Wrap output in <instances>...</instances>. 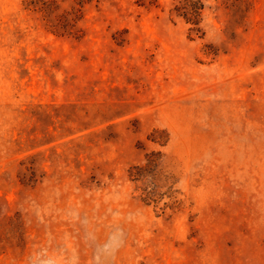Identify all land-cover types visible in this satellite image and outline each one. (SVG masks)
Returning a JSON list of instances; mask_svg holds the SVG:
<instances>
[{
	"label": "rangeland",
	"instance_id": "rangeland-1",
	"mask_svg": "<svg viewBox=\"0 0 264 264\" xmlns=\"http://www.w3.org/2000/svg\"><path fill=\"white\" fill-rule=\"evenodd\" d=\"M0 0V264H264V0Z\"/></svg>",
	"mask_w": 264,
	"mask_h": 264
},
{
	"label": "clouds",
	"instance_id": "clouds-1",
	"mask_svg": "<svg viewBox=\"0 0 264 264\" xmlns=\"http://www.w3.org/2000/svg\"><path fill=\"white\" fill-rule=\"evenodd\" d=\"M71 216L73 221L78 222L81 227V233L78 234L80 241L92 250L91 264H110L123 245L124 233L116 223L119 213H112L113 224L103 241L98 240L93 220L75 211L71 213ZM79 262L80 257L75 248L69 253L66 245L53 246L51 237L44 246L27 258V264H79Z\"/></svg>",
	"mask_w": 264,
	"mask_h": 264
},
{
	"label": "trees",
	"instance_id": "trees-1",
	"mask_svg": "<svg viewBox=\"0 0 264 264\" xmlns=\"http://www.w3.org/2000/svg\"><path fill=\"white\" fill-rule=\"evenodd\" d=\"M174 12L178 17L184 19L186 23L192 24V31L200 32L201 17L205 10V5L201 0H174Z\"/></svg>",
	"mask_w": 264,
	"mask_h": 264
}]
</instances>
